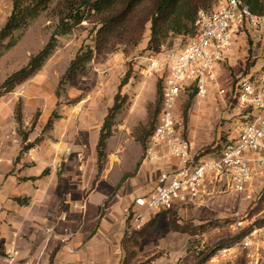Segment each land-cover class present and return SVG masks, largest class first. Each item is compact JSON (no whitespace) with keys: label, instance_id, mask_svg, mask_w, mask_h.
I'll list each match as a JSON object with an SVG mask.
<instances>
[{"label":"rangeland","instance_id":"obj_1","mask_svg":"<svg viewBox=\"0 0 264 264\" xmlns=\"http://www.w3.org/2000/svg\"><path fill=\"white\" fill-rule=\"evenodd\" d=\"M155 2L156 0H147L140 13H148ZM213 3L214 0H183L175 18V22H183L182 32H171L161 51L156 55L178 53L182 50L197 32L194 20L199 10L210 9ZM55 5L56 2L42 12L26 30L19 32L17 35H20V40L17 44L6 49L0 57V96L4 94L13 98L10 101L13 102V113L19 131L24 138H27L31 130L35 129L38 119L44 115L46 123L42 131L55 141L53 132L56 131L57 121H60L61 117L71 116L70 112L74 109V115L77 114L74 127L75 130H79V136L68 137L64 128L62 139L64 152L72 145L82 150L84 156L78 159L77 169L80 174L87 175L91 173L93 167L92 155L97 149L98 135L100 136L101 128L111 108L109 106L110 104L113 106L115 96L120 92L122 107L114 118L111 136L124 130L129 137L128 142L132 143L130 152H134L135 145H138L143 148L145 157L147 143L144 145L142 140H148L149 134L159 121V119L157 121L156 108L160 77L142 73L147 58L153 54L152 50L148 49L151 36L150 22L146 25L145 32L137 45L119 43L112 51L96 52L94 58L75 80L62 82L79 49L83 45L95 46L94 34L90 32L92 26L85 21L76 26L72 32L58 36L56 49L38 72L10 91H6L7 87L4 86L8 76L25 66L31 56L48 43L55 31L58 24V18L53 12ZM12 9L13 0H0V29ZM195 12L197 13L194 16ZM252 39L251 42L244 34L234 42L229 54L231 58L225 66L218 65L217 70L220 71L221 78L217 87L228 88L230 85L228 77L230 76L232 80L243 74L249 58L256 60L252 67L254 71L262 67L264 46L254 34ZM127 74H130L127 83L120 87ZM27 83L36 87L32 91H27L25 87ZM40 89L46 95V104L44 105V97H42L41 107L38 105ZM26 94H30L31 97H27ZM241 111L236 101H230L228 96L220 95L217 88H213L206 98L184 97L176 108L179 118L185 121V132L192 141V148L197 152L206 151L220 142H225L227 130L232 131V122ZM29 114L32 118L30 122H26ZM96 122L100 123L98 135L95 131ZM68 125L70 131L72 121ZM38 141L35 140L33 143ZM29 147L26 145L25 150ZM106 155L105 152L102 160L97 159L98 172L103 169ZM256 184L259 190L260 184L258 182ZM254 206L255 204L244 200L241 193L232 190L220 195L209 206L199 204L190 207L188 211L190 215L187 216L164 212L154 226L153 232L147 233V229L144 230V237L136 249L135 264L150 261L151 264H264V205L260 211L253 214L251 208ZM192 213L198 216L193 217ZM203 216L208 218H201ZM209 219L221 221L202 234L190 235L172 230L174 220L198 225ZM237 220H242L244 223L240 231L235 233L230 223ZM253 228H257L258 232L254 234L251 247L239 244L224 256L215 253L212 257L204 258L212 248L220 244L231 246L235 242H241L246 233ZM92 255L97 261L107 258L110 264H119L122 253L112 250V254L109 255L108 250L95 249ZM70 257H79V254H63L60 264H68Z\"/></svg>","mask_w":264,"mask_h":264},{"label":"crops","instance_id":"obj_2","mask_svg":"<svg viewBox=\"0 0 264 264\" xmlns=\"http://www.w3.org/2000/svg\"><path fill=\"white\" fill-rule=\"evenodd\" d=\"M218 74L220 80L219 70ZM25 87L32 91L36 86L27 83ZM38 96L41 107L46 104V95L40 89ZM11 99L4 94L0 96V264H60L63 254L76 253L79 257L68 258V264H110L107 258L95 260L92 255L95 249L108 250L109 255L112 250L122 253L120 264L133 201L154 189L159 174L170 165L169 153L163 150L158 159L148 160L141 146L135 145L134 152H130L132 143L123 130L108 139L102 172H98L96 149L91 173L80 174L78 159L84 152L74 145L64 152L62 140L64 128L68 137L79 136L74 127L77 119L74 109L71 116L67 114L68 117L57 121L55 141L42 131L46 123L44 115L25 140ZM31 118V114L27 115L26 122ZM95 125L98 135L100 123ZM35 140L39 141L33 143ZM26 145L30 147L25 150ZM222 194H216L205 205L209 206ZM192 206L196 205L179 206L173 212L187 216ZM163 214L154 213L147 222L156 218V226ZM230 224L232 227L234 221ZM154 226L147 233L153 232ZM64 237L69 238L63 241Z\"/></svg>","mask_w":264,"mask_h":264},{"label":"built area","instance_id":"obj_3","mask_svg":"<svg viewBox=\"0 0 264 264\" xmlns=\"http://www.w3.org/2000/svg\"><path fill=\"white\" fill-rule=\"evenodd\" d=\"M195 26L196 34L182 50L152 54L142 70L145 75H158L163 84L160 118L148 138L145 158L156 160L166 150L170 165L161 171L152 191L135 197L131 231L141 230L154 213L208 204L219 193L237 191L251 204L264 194V64L254 71L256 60L251 58L253 65L230 80L228 88L217 87L218 65H226L240 36L245 34L252 42L254 34L264 46V14L254 13L244 0H214L210 9L199 10ZM213 88L236 101L242 111L232 122V131L227 130L229 141L221 151L197 152L176 108L182 98L192 93L206 98ZM243 223L237 220L232 230L238 233ZM257 232L251 229L241 242L219 247L216 253L224 256L239 244L251 247Z\"/></svg>","mask_w":264,"mask_h":264},{"label":"trees","instance_id":"obj_4","mask_svg":"<svg viewBox=\"0 0 264 264\" xmlns=\"http://www.w3.org/2000/svg\"><path fill=\"white\" fill-rule=\"evenodd\" d=\"M146 1L147 0H13L12 12L0 29V57L6 49L15 46L20 40V35L17 34L26 30L42 12L48 10L55 2L56 5L53 12L58 18V24L48 43L36 54L31 56L29 62L25 66L8 76L4 86L7 87L6 91H10L38 72L56 49L58 36L72 32L76 26L81 25L85 21L92 26L90 32L94 34L95 46L83 45L79 49L76 56L71 61L62 82L63 80L68 82L75 80L77 75L84 70L94 58L96 52L102 53L112 51L119 43L137 45L149 22L151 23V36L148 41V49L152 50L153 54H158L171 32H182L183 22H175V18L178 16L183 0H156L152 10L146 14H141V8ZM244 1L254 13L264 14V0ZM196 9L197 7L194 8V10ZM196 13L197 12L193 13V15L195 16ZM196 18L197 16L195 17L194 23ZM247 62L246 69H249L253 65V62H251V58H249ZM129 75L127 74L126 79L120 87L127 83L130 77ZM158 89L156 113L159 117L163 103V84L161 78ZM191 96H194V94H190V97ZM120 97L121 93L118 92L115 96V102L110 108L100 131L97 144L99 161L105 156L107 140L113 133L112 126L114 118L122 107ZM158 117L157 121L159 119ZM153 129L149 136L152 134ZM229 136V133L226 132L224 143L220 142L213 148H208L206 151L201 152L210 153L221 151L224 144L229 141ZM24 139L26 140V138ZM147 141L148 140H142L144 145H146ZM263 205L264 194L257 200L255 206L251 208L252 213L255 214L260 211ZM164 212L172 213L173 211L162 210L158 213ZM131 216L132 211L128 218L129 223ZM219 221L221 220L209 219L196 225L189 222L182 223L174 220L173 222L175 224L173 229L190 235L202 234L214 224L219 223ZM226 221L228 222V219H226ZM155 222L156 218L151 219L146 222L139 231L127 229L122 240L124 257L120 264L136 263L134 261L137 256L136 249L144 237V230L147 229L148 232V230L154 226ZM219 247H224V245L220 244L214 247L204 258L207 259L210 256L212 257ZM51 260H53V256ZM150 262L143 264H151Z\"/></svg>","mask_w":264,"mask_h":264}]
</instances>
